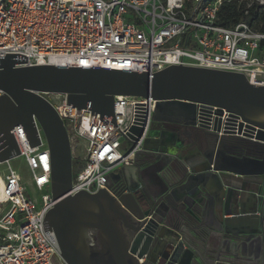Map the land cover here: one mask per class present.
<instances>
[{
	"label": "water",
	"instance_id": "obj_1",
	"mask_svg": "<svg viewBox=\"0 0 264 264\" xmlns=\"http://www.w3.org/2000/svg\"><path fill=\"white\" fill-rule=\"evenodd\" d=\"M23 63L13 54L0 58V162L20 154L12 133L18 125L31 146L40 144L36 118L50 150L55 201L45 223L55 232L68 264H239L230 261L233 256H225L228 241L236 252L255 236L264 240V157L228 152L218 145L244 130V137L264 146V117L259 115L264 113V85L251 84L243 73L198 66L170 65L151 74L51 64L19 66ZM44 93H65L68 104L89 107L102 117H114L116 95L157 99L140 150L144 169L139 184L128 185L120 170L110 176L105 189L71 194L70 138ZM224 110L229 113L226 118ZM165 124L203 128L194 164L175 153L183 139ZM130 131L129 137L138 142L145 130L132 126ZM247 195L262 209L261 221L252 229L233 228L236 221L249 222L243 216ZM233 207L239 212L225 217ZM212 212L218 218L208 224L206 217ZM85 227L98 229L106 240L99 261L81 239ZM170 231L173 237L167 239ZM261 250L259 259L264 255Z\"/></svg>",
	"mask_w": 264,
	"mask_h": 264
},
{
	"label": "built area",
	"instance_id": "obj_2",
	"mask_svg": "<svg viewBox=\"0 0 264 264\" xmlns=\"http://www.w3.org/2000/svg\"><path fill=\"white\" fill-rule=\"evenodd\" d=\"M228 1L0 0V58L16 55L25 61L19 66L151 74L170 65L198 66L243 73L251 84L263 86L264 32L244 21L231 27L219 24L221 5ZM244 2L246 14L255 3L264 9V0ZM53 94L57 98L48 100L65 124L72 154L78 146L85 148L70 193L107 188L117 168L132 165L140 152L158 100L116 95L114 117H102L89 107L68 104L65 93ZM228 115L224 110L223 118ZM35 123L37 146L30 145L22 125L12 133L34 185L43 189L51 187V155L36 118ZM132 126L145 130L138 142L129 137ZM10 160L0 162L7 164V172L0 174V264H68L55 232L45 223L55 203L51 192L42 195L41 203L28 196Z\"/></svg>",
	"mask_w": 264,
	"mask_h": 264
},
{
	"label": "crops",
	"instance_id": "obj_3",
	"mask_svg": "<svg viewBox=\"0 0 264 264\" xmlns=\"http://www.w3.org/2000/svg\"><path fill=\"white\" fill-rule=\"evenodd\" d=\"M195 140H196L195 138H193V139L190 138L189 141H186L185 144L183 143L182 147L177 148L175 150V153L179 157H181L182 159H186V162L189 165L194 164L193 161L195 160V156H193V155L196 154L197 149H198L197 146L194 147ZM143 155H144L143 152H138V154L134 158V162L132 165L121 166V167L117 168V170L114 173L118 174V172L121 170L122 180H124L130 186H133V187L137 186L141 180L142 170L144 169V165L141 164V159L143 158ZM249 187L251 189H253L256 186H255V184H249ZM244 204H245V206H244V212L245 213L243 214V216L248 218L249 222L244 221L243 223L240 224L239 222L236 221V223H234L232 225L233 228H237V227L242 226V227H245L247 229H252L254 226H256L261 221V217L263 216V211L259 207L255 206V203L253 201V197L247 195L246 198L244 199ZM238 212H239L238 208L233 207V209H231V213L228 215H225V217H227V218L233 217L234 214H237ZM217 218L218 217H216V215H214L213 212L208 213V215L206 217V221L208 224H213L214 220ZM166 237H167V239L172 238L173 233H171V231L168 232ZM207 246L208 247H206V248L209 251L211 243L208 244ZM226 247H227L226 248L227 250H225L224 252H225V256H227V257L233 256L238 261H244V262H248V263L261 264L262 262H264V255H263L262 259L258 258V255H260V252L262 254V250L261 251H259V250L262 249V247L264 248V240L260 241L258 239V236H255V237L251 238L249 241L245 242L244 246L242 247V249L240 251L238 250L235 252L233 250L234 246L229 241L226 243ZM228 248H230V249L228 250Z\"/></svg>",
	"mask_w": 264,
	"mask_h": 264
},
{
	"label": "flooded vegetation",
	"instance_id": "obj_4",
	"mask_svg": "<svg viewBox=\"0 0 264 264\" xmlns=\"http://www.w3.org/2000/svg\"><path fill=\"white\" fill-rule=\"evenodd\" d=\"M166 127L176 131L178 137L183 139V143L189 141L190 138H195V146H197V139L201 136L203 128L200 126H185V125H176V124H165ZM157 127V126H156ZM229 140L224 139L218 145L220 148H223L225 151L237 153V154H247L257 157H264V146L260 144H255L250 138L244 137L240 134H233ZM81 239L84 241L88 248L91 251L93 258L97 261L104 258L105 251L107 249V243L103 235L98 229L85 227L81 233ZM230 261L236 262L239 264H258V263H248L244 261H238L234 257L229 258Z\"/></svg>",
	"mask_w": 264,
	"mask_h": 264
},
{
	"label": "rangeland",
	"instance_id": "obj_5",
	"mask_svg": "<svg viewBox=\"0 0 264 264\" xmlns=\"http://www.w3.org/2000/svg\"><path fill=\"white\" fill-rule=\"evenodd\" d=\"M44 97L47 99L53 101L57 98L56 94L53 93H44ZM260 117H264V113L259 114ZM85 155V148L84 146H78L75 150L74 155L72 154L73 158V173H75L78 169L79 166L82 165V158ZM11 166L17 171V173L20 175L22 179V184L25 187V193L35 199L38 203H41L42 201V195L43 194H48L51 192V187L47 186L43 189H38L33 181H32V176L31 172L28 169L25 159L21 156L12 158L10 160ZM7 172V164L3 163L0 164V174L4 176V174Z\"/></svg>",
	"mask_w": 264,
	"mask_h": 264
},
{
	"label": "trees",
	"instance_id": "obj_6",
	"mask_svg": "<svg viewBox=\"0 0 264 264\" xmlns=\"http://www.w3.org/2000/svg\"><path fill=\"white\" fill-rule=\"evenodd\" d=\"M244 0H230L221 5L219 11V24L225 27H231L244 21L254 29L264 32V9L260 8L256 3L248 8V13ZM264 42L262 43V47Z\"/></svg>",
	"mask_w": 264,
	"mask_h": 264
},
{
	"label": "bare ground",
	"instance_id": "obj_7",
	"mask_svg": "<svg viewBox=\"0 0 264 264\" xmlns=\"http://www.w3.org/2000/svg\"><path fill=\"white\" fill-rule=\"evenodd\" d=\"M0 185H1V179H0Z\"/></svg>",
	"mask_w": 264,
	"mask_h": 264
}]
</instances>
